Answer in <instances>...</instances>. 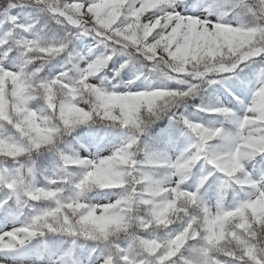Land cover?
<instances>
[{
	"label": "snow or ice",
	"instance_id": "obj_1",
	"mask_svg": "<svg viewBox=\"0 0 264 264\" xmlns=\"http://www.w3.org/2000/svg\"><path fill=\"white\" fill-rule=\"evenodd\" d=\"M0 264H264V0H0Z\"/></svg>",
	"mask_w": 264,
	"mask_h": 264
}]
</instances>
